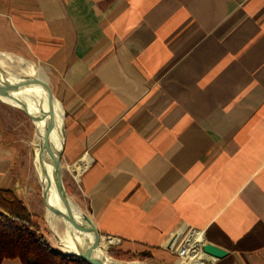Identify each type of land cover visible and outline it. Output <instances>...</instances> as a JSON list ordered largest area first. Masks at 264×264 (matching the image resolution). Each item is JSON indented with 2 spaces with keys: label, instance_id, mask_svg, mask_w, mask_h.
Returning a JSON list of instances; mask_svg holds the SVG:
<instances>
[{
  "label": "crops",
  "instance_id": "0c3cea01",
  "mask_svg": "<svg viewBox=\"0 0 264 264\" xmlns=\"http://www.w3.org/2000/svg\"><path fill=\"white\" fill-rule=\"evenodd\" d=\"M0 50L49 72L100 234L170 264L196 227L228 252L203 264H264V0H0ZM22 109L0 100V187L45 215Z\"/></svg>",
  "mask_w": 264,
  "mask_h": 264
},
{
  "label": "trees",
  "instance_id": "16d2710c",
  "mask_svg": "<svg viewBox=\"0 0 264 264\" xmlns=\"http://www.w3.org/2000/svg\"><path fill=\"white\" fill-rule=\"evenodd\" d=\"M39 220L13 189L0 187V264L6 258H19L22 264H91L53 246ZM116 248L113 254L135 256L132 250ZM141 255L150 257L148 251Z\"/></svg>",
  "mask_w": 264,
  "mask_h": 264
},
{
  "label": "rangeland",
  "instance_id": "374dc122",
  "mask_svg": "<svg viewBox=\"0 0 264 264\" xmlns=\"http://www.w3.org/2000/svg\"><path fill=\"white\" fill-rule=\"evenodd\" d=\"M0 66L6 69L7 74L17 79H19L20 77H34L33 79H37L38 68L43 67L45 70V77H46L45 82L47 85H49L52 88L51 76L49 75V72L47 71L44 64L39 62L38 60L27 57L23 54L12 52L10 50H0ZM42 85L44 86V84ZM30 120L33 126V135L30 140V146H31L30 147L31 149L30 157H31V163H32L31 166L37 171V174H38L35 154L40 153V148L42 144V132L40 131V128H42V125H39V123L32 118ZM61 162H62V178H63L64 184L66 186L67 192L69 193L71 198L74 200V202L78 205L76 206L77 217L82 220L83 219L82 211L87 212V210L82 208V206L79 203L80 202L79 196L76 195V192L78 193V191H80L79 182H80V173L82 170L77 169L76 164L78 161L70 162L66 160L63 153H62ZM45 167L47 171L49 172L48 167L44 166V168ZM39 221L42 224L44 231L46 235L48 236V238L50 239L53 246L65 252H76V251L81 250L77 246L71 234L69 233L67 224L64 222L63 217L60 214H55L54 220L53 219L51 220V218L49 217V211L48 209H46V214L45 215L41 214ZM101 235H104V234H101ZM93 237H95V235ZM101 238L98 239L95 237L96 240H101ZM62 240H64V242H62ZM116 247H117L116 245H112L111 243L107 245V253L109 255V258H113L112 261H110V259L108 260V262H110L111 264H119V263L128 264L130 262H137L138 264H157L154 260L148 257L145 258L143 255H141V253L144 251H138V252L132 251V253H135V256L122 255V254L118 256L119 254H113L111 252V249L116 248ZM170 264H177V263L171 262Z\"/></svg>",
  "mask_w": 264,
  "mask_h": 264
},
{
  "label": "water",
  "instance_id": "95a60500",
  "mask_svg": "<svg viewBox=\"0 0 264 264\" xmlns=\"http://www.w3.org/2000/svg\"><path fill=\"white\" fill-rule=\"evenodd\" d=\"M0 86L2 87H9L13 90H18L19 88H25L27 87L28 83L30 81H34V77H20L17 80H12L8 77L6 74V69L0 66ZM44 87L48 91V96L49 99L53 102L54 99H58L54 92L53 89L46 84V82L43 83ZM11 99L15 100V102L21 104V107H23L24 111L32 118L34 119L31 111L29 110L27 106V102L21 100L19 97H10ZM60 101V100H59ZM61 102V101H60ZM62 104V103H61ZM63 106V105H62ZM64 109V108H63ZM35 120V119H34ZM55 126V117L54 115L52 116L51 121H49L46 125L45 130L47 131L46 137L42 140L41 144V149H40V154L43 158L44 161H50L53 165V182L55 185V189L64 204V208L60 207H55L53 205H49L47 203V197H48V192L51 188L52 184V179L49 176V172L47 171L46 168H43V173L47 177V184L44 187V199L45 202L48 206V209L54 212L55 214H60L64 219L70 221L77 229L81 231H87L89 230L90 232H93L96 238H101V234L99 231L96 229L94 226L92 219L90 215L86 213H82L83 219H79L77 217V214L75 213L73 203L74 200L71 198L69 193L67 192L66 186L64 184L63 178H62V148H55L52 144L51 141V133L53 131V128ZM76 204V203H75ZM76 206H78L76 204ZM204 250L207 252V254L215 256V257H222L226 255L228 252L221 246H218L216 244H213L211 242H206L203 246ZM93 246L92 244H88L84 250L76 251V252H68V253H73L76 255H79L89 261L91 264H111L105 259L98 258L94 255L93 253ZM122 264V263H119Z\"/></svg>",
  "mask_w": 264,
  "mask_h": 264
},
{
  "label": "bare ground",
  "instance_id": "6f19581e",
  "mask_svg": "<svg viewBox=\"0 0 264 264\" xmlns=\"http://www.w3.org/2000/svg\"><path fill=\"white\" fill-rule=\"evenodd\" d=\"M7 74V73H6ZM8 77L12 80H17V78L10 76L7 74ZM38 77L37 79H33L34 81H30L28 83L27 87L25 88H19L18 90H13L9 87H2L0 86V97L9 103L12 104H19L15 102V100L11 99L10 97H19L21 100L27 102V106L29 110L31 111L34 119L39 123V125H42V128H40V131L42 132V140L46 137L47 131L45 130L46 125L49 121H51L52 116L55 117V126L53 128V131L51 133V141L55 148H59V139H58V132L59 127L61 123L62 118V108L59 104V102L54 99L52 102L49 99L48 91L47 89L42 85L43 82H45V70L43 67L38 68ZM1 77V75H0ZM22 95V96H21ZM37 162L43 166L47 165L52 176L53 180V165L50 161H44L41 154L38 153L36 156ZM88 163V157L84 156L80 161L77 162L76 166L78 170H82ZM54 184V182H53ZM55 187V185H54ZM56 190V189H55ZM56 202L57 207L63 208L64 204L62 203L57 191H56ZM75 213L77 214L76 210V204L73 203ZM64 219V218H63ZM64 221L67 223V228L69 230V233L71 234L72 238L76 242L77 246L84 250L88 244H92L93 246V253L96 257L112 261L113 258H109V255L107 253V245L109 243L113 242V239L110 237H107L105 235H101V240H96L93 232L87 231H81L77 229L70 221L64 219ZM92 235V237H91ZM64 240H62L63 242ZM207 242V241H206ZM205 242V243H206ZM204 246V244H203ZM202 246V247H203ZM204 253L207 252L204 250ZM128 264H138L137 262H130Z\"/></svg>",
  "mask_w": 264,
  "mask_h": 264
},
{
  "label": "built area",
  "instance_id": "2783aa9c",
  "mask_svg": "<svg viewBox=\"0 0 264 264\" xmlns=\"http://www.w3.org/2000/svg\"><path fill=\"white\" fill-rule=\"evenodd\" d=\"M104 235L111 237L110 235ZM205 242L204 230L190 227L169 248L178 255L179 261L177 264H203L205 253L202 246ZM111 244L114 245V243Z\"/></svg>",
  "mask_w": 264,
  "mask_h": 264
}]
</instances>
